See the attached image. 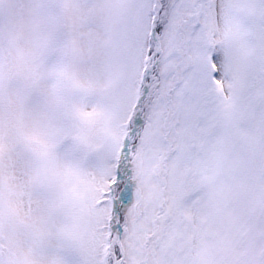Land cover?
Instances as JSON below:
<instances>
[{
	"label": "snow or ice",
	"instance_id": "obj_1",
	"mask_svg": "<svg viewBox=\"0 0 264 264\" xmlns=\"http://www.w3.org/2000/svg\"><path fill=\"white\" fill-rule=\"evenodd\" d=\"M0 264H264V0H0Z\"/></svg>",
	"mask_w": 264,
	"mask_h": 264
}]
</instances>
